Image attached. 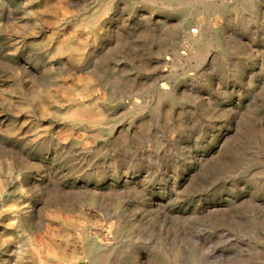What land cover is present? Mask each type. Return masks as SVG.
Wrapping results in <instances>:
<instances>
[{"label":"rangeland","instance_id":"obj_1","mask_svg":"<svg viewBox=\"0 0 264 264\" xmlns=\"http://www.w3.org/2000/svg\"><path fill=\"white\" fill-rule=\"evenodd\" d=\"M18 233L22 264H264V0H0V264Z\"/></svg>","mask_w":264,"mask_h":264},{"label":"bare ground","instance_id":"obj_2","mask_svg":"<svg viewBox=\"0 0 264 264\" xmlns=\"http://www.w3.org/2000/svg\"><path fill=\"white\" fill-rule=\"evenodd\" d=\"M110 6V3H105L104 5V9L102 11L105 12V10H108ZM101 13V14H102ZM85 48L84 44H80L79 42H75V41H70L68 43H64V44H57L54 45L51 49H50V54H63V53H67V52H82ZM44 71L48 72V73H52V67L51 64H46L44 65ZM163 90H166V86H162ZM33 93L31 92V97L32 98H36L38 99V103L41 107V109L44 112L50 113L51 115H53L55 117L58 116L60 118H63L67 121H70L72 125H80L82 123H89V124H98L103 122L106 119V115H105V111L103 110V105L99 104L96 100L93 102H88V103H79L75 106H69L67 108H65L64 110H60L59 108H53L48 106V100H49V93L45 90L44 87H38L37 90L33 91ZM238 105V103L236 104ZM244 110V108L241 109V107L239 108L238 111H242ZM30 129H33V127H31ZM66 135V133H65ZM256 132L254 131L252 126H249V124L247 123L244 127H242V134L236 136V144L232 143V144H228L225 147V152H227L226 154L229 155L228 161H226V166L228 168H230L231 170H236L238 167H240L241 165V151H243V149H246L247 147H249V145H251L252 143L255 142L257 136H256ZM32 144V148L35 151L41 152L42 147L44 146V142H40L39 140H31L30 141ZM196 160H194L195 166L199 167H203L207 164V161H205V159L203 158H198V154H196L195 156ZM126 183V181L123 182ZM68 189L72 192H74V190H80V191H88L87 188H85L83 185H76V184H71L70 186H68ZM99 190H95V192H98ZM160 202L162 200H159ZM160 203L155 204V206L150 205V209H152L151 211L157 212V209H160ZM30 235V234H29ZM27 236L26 241L22 240L21 234H9V237L11 239V241L13 242V246H12V253L13 256L11 258V262L12 264H22V261L25 259V252L27 250V248L31 247L34 245V237L32 236ZM131 256L128 255L126 257V259H129ZM96 262H94V264H103L104 262H107V260H104V258L101 256H99L98 258H96Z\"/></svg>","mask_w":264,"mask_h":264}]
</instances>
